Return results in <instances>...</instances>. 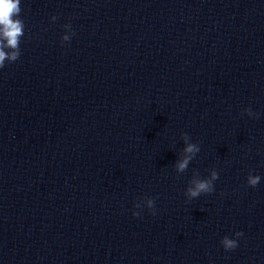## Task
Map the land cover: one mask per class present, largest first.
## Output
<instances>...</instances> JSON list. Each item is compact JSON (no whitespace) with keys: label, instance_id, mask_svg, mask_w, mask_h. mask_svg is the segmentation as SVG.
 I'll list each match as a JSON object with an SVG mask.
<instances>
[{"label":"clouds","instance_id":"1","mask_svg":"<svg viewBox=\"0 0 264 264\" xmlns=\"http://www.w3.org/2000/svg\"><path fill=\"white\" fill-rule=\"evenodd\" d=\"M21 0H0V68L5 66V61L9 63L15 62L20 57V41L24 35V22L20 19ZM52 21H55L57 17L53 16ZM67 32L61 38L62 42H68L71 36L75 33L72 31L71 24H65L63 26ZM70 33V34H69ZM5 47L12 49L11 52H6ZM249 115H252L251 110H248ZM258 117V114H257ZM183 139L185 140L186 147L184 148V157L182 160L177 161L176 170L179 173L185 172L188 168L190 161H192L196 154L200 151V146L197 143H189L190 136L187 133H183ZM218 172L213 170L210 178L207 179H193L190 187L186 189L185 195L188 199L199 197L201 194H208L214 191V181L218 179ZM261 177L259 175H249L247 183L251 187H255L259 184ZM144 203L146 207L155 214V201L153 198L145 197ZM137 209L141 208V204L137 202L135 204ZM139 212H133V216H139ZM236 237L243 236L242 232H236ZM223 248L226 251L233 250L238 246L236 239H230L227 236L221 241Z\"/></svg>","mask_w":264,"mask_h":264}]
</instances>
